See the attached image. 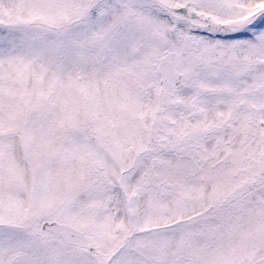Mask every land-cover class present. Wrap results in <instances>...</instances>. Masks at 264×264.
<instances>
[{
	"label": "snow or ice",
	"instance_id": "6c2138e0",
	"mask_svg": "<svg viewBox=\"0 0 264 264\" xmlns=\"http://www.w3.org/2000/svg\"><path fill=\"white\" fill-rule=\"evenodd\" d=\"M0 264H264V0H0Z\"/></svg>",
	"mask_w": 264,
	"mask_h": 264
}]
</instances>
